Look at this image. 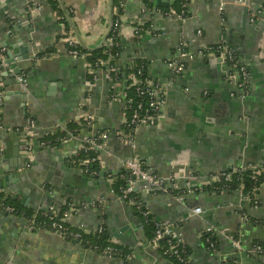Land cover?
Returning a JSON list of instances; mask_svg holds the SVG:
<instances>
[{"label": "crops", "instance_id": "1", "mask_svg": "<svg viewBox=\"0 0 264 264\" xmlns=\"http://www.w3.org/2000/svg\"><path fill=\"white\" fill-rule=\"evenodd\" d=\"M167 1L172 2L164 8L176 10L177 0ZM60 2L67 17L74 10L67 24L52 0H0V47H6V56L13 54V67L25 79L0 73V186L11 200L35 210L60 212L72 202L76 212L67 223L91 233L104 225L113 242L133 253L127 259L105 257L0 208V264H178L149 244V226L139 206L174 228L190 250V264H222L228 258L236 264H264V254L253 251L256 243H264V186L251 195L241 188L213 189V175L248 164L264 167V60L258 57L264 0H189L183 19L165 15L154 0H122V62L144 60L150 77L167 86L166 106L160 124L135 130L133 145L111 133L99 150L97 170L71 159L86 137L122 128L126 82L101 68L92 83L86 58L71 56L66 38L74 27L87 47L96 48L116 10L111 0ZM30 4L37 6L33 15ZM218 44L229 46L248 69L247 97L240 98V89L228 81L221 58L202 55ZM182 47L187 55L180 54ZM171 59L185 63L181 74L168 65ZM27 118L36 122L35 165H28ZM132 157L159 177L174 178L179 192L154 193L139 182L137 198H120L118 182L129 177L125 161ZM64 165L71 170L64 171ZM48 178L62 186H52ZM196 207L202 212L194 213ZM208 227H214L215 248L207 240ZM233 238L241 240L240 249Z\"/></svg>", "mask_w": 264, "mask_h": 264}, {"label": "built area", "instance_id": "2", "mask_svg": "<svg viewBox=\"0 0 264 264\" xmlns=\"http://www.w3.org/2000/svg\"><path fill=\"white\" fill-rule=\"evenodd\" d=\"M241 2L243 0H240ZM187 6V5H186ZM224 3H221L220 8L223 9ZM37 6L35 4H30L28 6L29 12L33 15L35 8ZM185 7V5H183ZM158 9V8H157ZM161 11V9H159ZM74 11V10H73ZM165 15L168 14H176L179 18L183 19L186 16H184V8L181 9V11L178 10H169V11H162ZM143 27L139 26L136 28V33H140V30H142ZM202 30H198V34H201ZM66 42L68 44V52L71 56L74 58H86L88 57V53L82 51L79 49L81 47L80 40L78 38L77 34L70 33L69 36L66 38ZM105 44L112 45L117 44L115 36L108 35L106 38ZM187 50L182 47L180 54L181 55H187ZM207 51H201L202 55L205 53H209V55H215L222 59L224 64L228 67L227 71V79L228 81L236 85L240 89L239 97L245 98L250 94L251 90V79H250V73L246 66L241 64L240 60L237 58L233 50L225 45V44H218L215 46H209L207 48ZM7 49L5 46L0 47V73L2 72H14L13 66L8 62V56ZM258 57L261 60H264V42L262 46L260 47ZM88 70L92 79V83L95 82L98 79V71L101 68H104L109 72L112 76L117 75L118 71L121 69V66L118 64L110 63V59H101L99 62L95 64V67L92 66V64L87 63ZM124 67L129 68L128 76L126 82V90L129 87H134L136 92L139 95H144L147 97V103H139L136 108H133L131 105L130 100H124V118L122 123V128L118 130H103L100 131L98 134L90 137H86L83 141L82 149L88 151V150H95L97 151L98 155L96 157L92 158H85L83 159V164L86 166L92 162L99 160V150L104 146V142L106 138L112 133H114L121 141L133 145L134 142V132L138 127L141 126H155L160 124L161 120L164 117V110H165V104H166V88L167 86L165 84H162L156 80H153L150 75H144L142 68H134V65L132 61H127L126 64H122ZM168 65L173 69L174 73L176 75H179L182 73V71L185 68V63L178 59H171L168 61ZM18 79L20 81H24V75L21 73L16 74ZM115 78V77H114ZM88 94L90 91L87 92ZM126 96V93H125ZM3 98L4 93L1 89V83H0V128H2V114H3ZM111 98L115 99L117 98V94L115 92L112 93ZM127 110L129 111L130 115H128ZM87 121L90 123L92 122L93 116L91 114H88L86 116ZM35 128H36V122L32 118H27L26 124L23 128L24 133L28 137V165H31L33 162V142H34V136H35ZM126 128V129H125ZM21 130V128H20ZM81 149V150H82ZM125 167L129 171V179L128 184L121 189V193L118 194V196L122 199L126 200H133V198L130 197V195L133 192H136V186L137 183L143 182L144 183V189L149 190L151 192L157 193V192H168L171 189H177V185L175 183L174 178L165 179L159 177L157 174L153 173L152 171L148 170L143 166L142 161L139 160L138 157H132L125 161ZM244 169H250L254 174H262L264 173V167H258L251 164H248L247 167H244L240 170ZM89 170V169H87ZM93 173V171H91ZM219 175V174H218ZM220 175L225 176V178H230L229 175H227L226 172H221ZM217 178V176L215 177ZM264 186V182L262 183ZM1 190V186H0ZM67 208L62 213L61 222H67V219L71 215V213L76 212L72 202L67 203ZM95 204V203H94ZM96 205V204H95ZM6 210L11 213L13 211L12 207L6 206ZM42 214H48V215H57V211L54 208L49 209H40ZM194 213H201L202 209L200 207H196L193 209ZM58 221H54L52 223V229L54 231H57L61 234V231L65 230V226ZM157 231H156V237L149 242V244L158 247V241L165 237V235H171L173 239L176 240L177 243H182L178 239L177 232L174 230V228L163 222L158 221L157 223ZM79 228L84 229L82 225L79 226ZM102 230V227L100 226L98 228V231L100 232ZM207 240L210 243L211 248H215V243L211 239L210 234L214 232V227H208L206 229ZM220 232L225 233L226 230L222 229ZM80 236L79 234L75 235ZM233 245L236 249H240L242 247L241 240L238 238L232 239ZM170 250H172L176 256L183 261L184 259L180 256V253L178 252L177 244H171ZM253 251H255L257 254L263 255L264 254V245L256 243L253 247ZM112 248L107 247L105 249V256L106 257H112L111 255ZM168 251H166L167 253ZM222 264H226V259L222 262Z\"/></svg>", "mask_w": 264, "mask_h": 264}, {"label": "trees", "instance_id": "3", "mask_svg": "<svg viewBox=\"0 0 264 264\" xmlns=\"http://www.w3.org/2000/svg\"><path fill=\"white\" fill-rule=\"evenodd\" d=\"M189 0H177L176 1V10L181 11V9L184 8V16H187V8L186 5ZM53 4L55 5V8L57 12L60 14L59 16L62 17V21H64L67 24L68 19H71L70 17L73 15L74 11L70 10L69 16L67 17L65 12L63 13V8L61 5L60 0H52ZM185 5V7H183ZM113 7L116 10V13L114 14V24L112 27V30L110 32V35L115 36L116 43L117 44H112V45H107L104 44L102 47L95 49V50H89L85 49L82 45L79 49H81L84 52L88 53L87 57V62L89 64H92V66L95 67V64L99 62L101 59H110V63H115L121 66V69L118 71L117 75H115V80L116 81H126L128 72L130 71L129 68L124 67L122 64V43L119 38V31H120V25H121V20H120V14L122 13L123 10V3L122 0H113ZM162 11H169L171 8H164V7H159ZM264 10V6L262 7L261 11ZM148 27V25L144 26L142 30H140V33L145 31ZM69 33L77 34L78 31L74 27H69L67 30ZM45 54H50L44 53ZM42 56V54L37 55V57ZM134 68H142L144 75H149L148 70H147V65L144 60H136L132 61ZM126 100L131 101V105L133 108H136L139 103H147V97L144 95H139L134 87H129L126 90ZM128 115H130L129 111L127 110ZM123 127V126H122ZM126 129V128H125ZM61 138L64 137V134L60 136ZM98 155L97 151L95 150H84L82 149L79 151L77 155H75L71 161H73L76 165H82L83 164V159L85 158H92L96 157ZM85 165V164H84ZM99 168V160L92 161L90 162L86 169L89 170H97ZM224 172L227 173V175L230 176V178H225V176L222 175H213L214 177L217 176L216 182H215V187H213L214 190H221L224 188L227 189H234V188H241L243 193L245 195H251L253 192H255L260 185L264 182V173L262 174H254L250 169H244V170H225ZM126 179L121 180L119 179L117 190L119 193H121V189L125 187L128 184V180ZM127 180V181H126ZM120 187V188H119ZM170 192L173 193H178L179 191L176 189H171ZM131 198H137L138 193L133 192L130 195ZM68 204H65L60 212L57 213L56 216L53 215H48V214H42L41 210H35L33 208H29L28 206H22L15 202L14 200H11L7 194L6 191L3 190V187L1 186L0 190V208L2 209L3 212L9 213L6 210V206L12 207L13 211L10 213L11 215L14 216H24L31 224L32 227L35 228H49L52 229V223L54 221L61 222V217L62 213L64 210L67 208ZM139 210L141 214L144 217L145 222L149 226V232H148V238L149 240H153L156 237V231H157V222L158 220H155L147 211L145 208L142 206H139ZM63 226H65V230L61 231V235L64 236L65 238L72 240V241H78L86 245L87 247L95 250L96 252L102 254L105 256L106 254L105 249L107 247L112 248L111 255L112 257H121L124 259H127L133 251L129 249L126 246H122L121 244L115 243L112 240V236L110 232L106 229L104 225H101L102 230L99 232L96 230L95 232H88L85 231L82 228L79 227H73L71 224L67 222H61ZM57 232V231H56ZM76 234H79L80 236H75ZM144 244V243H143ZM171 244H177L178 247V252L180 253V256L184 259L181 261L176 254L170 250V245ZM264 245V243H258ZM158 251L164 255L165 257L174 260L178 264H190L189 263V255H190V250L187 247V245L183 243H177L175 239L172 238L171 235H165L164 238L160 239L158 241ZM166 251H168L166 253ZM106 257V256H105ZM226 264H236L234 260L228 258L226 259Z\"/></svg>", "mask_w": 264, "mask_h": 264}, {"label": "water", "instance_id": "4", "mask_svg": "<svg viewBox=\"0 0 264 264\" xmlns=\"http://www.w3.org/2000/svg\"><path fill=\"white\" fill-rule=\"evenodd\" d=\"M170 2L172 1H167V0H154V4L157 5V6H160V7H169L170 6ZM111 3L113 4V0H111ZM113 24H114V19L111 18V22H110V27H109V30L108 32L106 33V35L104 36L102 42L96 47V48H89L86 46V44L84 43V41L82 40V38L80 37V34L77 33L78 35V38L80 40V43L82 44V46L85 48V49H89V50H95V49H98L100 48L101 46L104 45L105 41H106V38L108 37V35L110 34L111 30H112V27H113ZM16 61V58H14L13 54L11 52L8 53V62L13 66L14 62ZM123 64H126L127 63V60H123L122 62ZM14 68V67H13ZM13 75H16V74H19L21 73V69L18 68V67H15L13 69ZM6 74H8V72H4ZM36 162H33V165H35ZM63 170L66 171V170H71L70 168H66L65 165L63 166ZM87 177L91 178L92 176L91 175H86ZM70 179H72V175H70L69 177ZM48 180L50 181L51 185L52 186H57V187H61L62 185L60 184V181H58L57 179L55 178H48ZM63 184L65 186H67L68 184L65 183V181L63 182ZM54 230V229H53ZM59 233V232H58Z\"/></svg>", "mask_w": 264, "mask_h": 264}]
</instances>
